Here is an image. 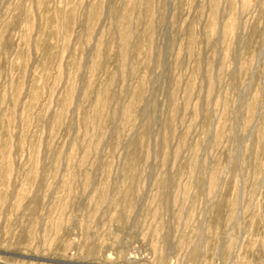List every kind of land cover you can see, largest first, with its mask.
<instances>
[{
  "label": "rangeland",
  "instance_id": "obj_1",
  "mask_svg": "<svg viewBox=\"0 0 264 264\" xmlns=\"http://www.w3.org/2000/svg\"><path fill=\"white\" fill-rule=\"evenodd\" d=\"M0 264H264V0H0Z\"/></svg>",
  "mask_w": 264,
  "mask_h": 264
}]
</instances>
